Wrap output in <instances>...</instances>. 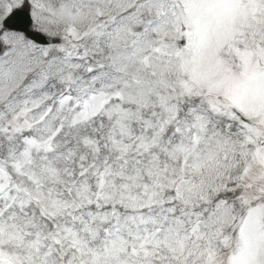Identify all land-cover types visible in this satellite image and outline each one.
I'll list each match as a JSON object with an SVG mask.
<instances>
[{
	"label": "snow or ice",
	"instance_id": "snow-or-ice-1",
	"mask_svg": "<svg viewBox=\"0 0 264 264\" xmlns=\"http://www.w3.org/2000/svg\"><path fill=\"white\" fill-rule=\"evenodd\" d=\"M0 264H264V0H0Z\"/></svg>",
	"mask_w": 264,
	"mask_h": 264
}]
</instances>
